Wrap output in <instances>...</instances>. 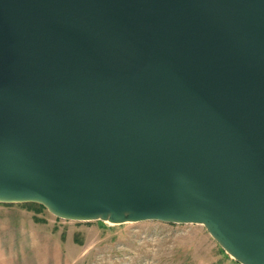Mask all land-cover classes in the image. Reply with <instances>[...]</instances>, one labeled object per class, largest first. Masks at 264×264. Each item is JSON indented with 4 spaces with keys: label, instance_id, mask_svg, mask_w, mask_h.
Segmentation results:
<instances>
[{
    "label": "water",
    "instance_id": "95a60500",
    "mask_svg": "<svg viewBox=\"0 0 264 264\" xmlns=\"http://www.w3.org/2000/svg\"><path fill=\"white\" fill-rule=\"evenodd\" d=\"M27 203L264 264V0H0V204Z\"/></svg>",
    "mask_w": 264,
    "mask_h": 264
},
{
    "label": "rangeland",
    "instance_id": "374dc122",
    "mask_svg": "<svg viewBox=\"0 0 264 264\" xmlns=\"http://www.w3.org/2000/svg\"><path fill=\"white\" fill-rule=\"evenodd\" d=\"M202 225H112L0 204V264H236Z\"/></svg>",
    "mask_w": 264,
    "mask_h": 264
},
{
    "label": "bare ground",
    "instance_id": "6f19581e",
    "mask_svg": "<svg viewBox=\"0 0 264 264\" xmlns=\"http://www.w3.org/2000/svg\"><path fill=\"white\" fill-rule=\"evenodd\" d=\"M104 223H109V222L108 221H105ZM126 223H133V222H125L124 224H126ZM109 224H111V223H109ZM112 225H114V224H112Z\"/></svg>",
    "mask_w": 264,
    "mask_h": 264
},
{
    "label": "trees",
    "instance_id": "16d2710c",
    "mask_svg": "<svg viewBox=\"0 0 264 264\" xmlns=\"http://www.w3.org/2000/svg\"><path fill=\"white\" fill-rule=\"evenodd\" d=\"M35 205H37V204H35ZM40 208H42L43 209V207L42 206H40V205H38ZM236 264H238V263H236Z\"/></svg>",
    "mask_w": 264,
    "mask_h": 264
}]
</instances>
